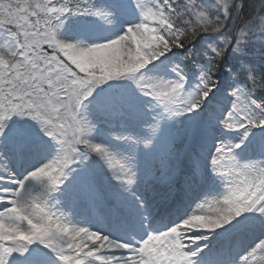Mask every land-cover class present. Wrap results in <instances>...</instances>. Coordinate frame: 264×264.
<instances>
[{"label": "snow or ice", "instance_id": "obj_1", "mask_svg": "<svg viewBox=\"0 0 264 264\" xmlns=\"http://www.w3.org/2000/svg\"><path fill=\"white\" fill-rule=\"evenodd\" d=\"M0 37L15 54L0 76V264H264V238L241 252L264 227V71L245 64L241 86L229 68L223 92L215 79L229 50L264 66V7L0 0ZM198 38L192 83L174 58ZM221 127L239 142L216 144ZM257 130L259 155L242 158ZM209 167L225 193L191 208Z\"/></svg>", "mask_w": 264, "mask_h": 264}, {"label": "rangeland", "instance_id": "obj_2", "mask_svg": "<svg viewBox=\"0 0 264 264\" xmlns=\"http://www.w3.org/2000/svg\"><path fill=\"white\" fill-rule=\"evenodd\" d=\"M246 1L248 2V6H244L245 10H247L249 8H252L253 10H255L257 8V4L253 3V0H246ZM208 2L210 3V0H208ZM89 22H90L89 18H83L81 20V23H89ZM4 38H6V37H4ZM198 42L197 41L194 42L193 45H196V48L194 47V49H201V41L199 42V44H197ZM258 46L259 45L255 44V43L250 45L249 46V51L254 50V48L258 47ZM227 56H228V59H230V61L233 62V64L235 62H239L241 60H252L254 66L259 65L251 58V56H241L239 54H233L231 52V50H229V52L227 53ZM189 76L192 79V83H194L195 82V75L193 73L190 74V72H189ZM227 78H228V74H227V77L224 76V79L222 80L225 84L223 86H221V88H220L221 92H223L224 89H225ZM171 127L172 128H176L177 126L173 124ZM259 132H261V131L257 130L256 134H258ZM256 134H255L254 137H252L251 141L248 143L247 147L244 149L243 153L241 154L242 158H246L250 154H253V155H256V156L259 155V143H260L261 135L257 136ZM216 135H217L216 144H219L220 142L235 143V142H239V139H240L238 133H235V132H233V133H225L222 127L219 129V131L217 132ZM176 147L181 152H187L189 149H194L195 145H194V143H182V144H177ZM209 147L211 148V150L214 153V148L212 147V145H209ZM147 158L148 157L144 158L145 162H147L146 161ZM13 170L17 171V173H18V168H16L15 164H13ZM204 185H211L212 187H215L216 189H214V190L219 195L220 198H222L223 194L225 193L226 184L224 182H222V180L219 179L216 176V174L211 171L210 167L208 169L207 180H206V183ZM260 238H264V233H263V235H261L260 232H259V235L255 234V238L252 239L253 242L251 244H249L248 248H250ZM247 249L246 248H244L243 250L241 249V252L243 254H246ZM0 253H2V249H0ZM235 260H236V258H234V261Z\"/></svg>", "mask_w": 264, "mask_h": 264}, {"label": "bare ground", "instance_id": "obj_3", "mask_svg": "<svg viewBox=\"0 0 264 264\" xmlns=\"http://www.w3.org/2000/svg\"><path fill=\"white\" fill-rule=\"evenodd\" d=\"M214 189H216V188L215 187H212L211 185H203V186H201L199 188V190L195 193L194 197L189 202L190 205H191V208H194L198 203L203 202L205 199L212 200L214 198L219 197V195L215 192ZM40 191H41V189H40V186L39 185H36L33 188V192L36 193V194H39ZM141 192L143 193V195L145 196V198L149 199V197H147L146 190H145V187L143 186V184L141 185ZM191 208H189L188 210L190 211ZM204 211H206V212L207 211H211V209H209V208L206 207L204 209ZM259 232H260L261 235H263V233H264V227L261 226V224H260L259 221H256L255 224H254V226H252L244 234V236H243V247H242V250L244 248L247 249L249 247V244H251L253 242L252 239L255 238V234L259 235ZM217 239L220 240L221 237H214L212 239V242H210V246L213 245L215 247H218ZM244 240H245V242H244ZM202 243H205V242H202ZM234 258H236V260L238 259V257H234ZM235 261H234V264H235Z\"/></svg>", "mask_w": 264, "mask_h": 264}, {"label": "trees", "instance_id": "obj_4", "mask_svg": "<svg viewBox=\"0 0 264 264\" xmlns=\"http://www.w3.org/2000/svg\"><path fill=\"white\" fill-rule=\"evenodd\" d=\"M244 6H248V2L246 0H244ZM198 41L200 42L199 38H198L197 42ZM199 42L197 44H199ZM193 56H196V58L199 57V59L202 58V60H203L202 50L201 49H194ZM193 56L190 58V61H192V63L194 62L193 59H195ZM226 60H228V61H227L226 67H225V65H223V63L226 62ZM224 62L222 63L221 68L218 69L217 73L215 74V78L218 79L219 77L228 74L227 71H225V70L231 68L233 70V72H235L239 75V77H240L239 81L244 82V84L249 83L247 81V70L243 66L245 64L254 66L252 60H241V61L235 62L233 64V62H231L230 59H228V56L226 54ZM254 67L257 69V71H264V66L256 65ZM260 95L264 96V93H260Z\"/></svg>", "mask_w": 264, "mask_h": 264}, {"label": "clouds", "instance_id": "obj_5", "mask_svg": "<svg viewBox=\"0 0 264 264\" xmlns=\"http://www.w3.org/2000/svg\"><path fill=\"white\" fill-rule=\"evenodd\" d=\"M224 3L229 6L235 7L239 10L244 4V0H223ZM253 3L257 4L259 7H264V0H253ZM2 38V37H0ZM15 63V54L11 53L5 44H0V76H7V73L11 71V65ZM197 224L194 227H198Z\"/></svg>", "mask_w": 264, "mask_h": 264}]
</instances>
